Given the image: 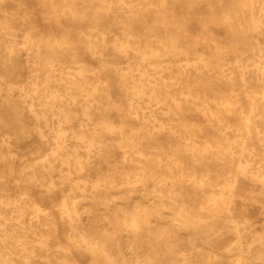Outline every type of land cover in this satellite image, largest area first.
Here are the masks:
<instances>
[{
	"label": "bare ground",
	"instance_id": "bare-ground-1",
	"mask_svg": "<svg viewBox=\"0 0 264 264\" xmlns=\"http://www.w3.org/2000/svg\"><path fill=\"white\" fill-rule=\"evenodd\" d=\"M0 264H264V0H0Z\"/></svg>",
	"mask_w": 264,
	"mask_h": 264
}]
</instances>
